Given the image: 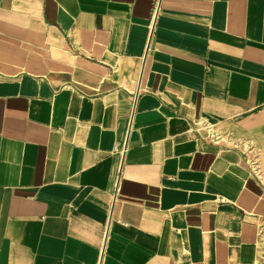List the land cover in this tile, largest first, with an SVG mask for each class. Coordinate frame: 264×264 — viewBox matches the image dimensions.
<instances>
[{"label": "crops", "instance_id": "0c3cea01", "mask_svg": "<svg viewBox=\"0 0 264 264\" xmlns=\"http://www.w3.org/2000/svg\"><path fill=\"white\" fill-rule=\"evenodd\" d=\"M0 264H264V0H0Z\"/></svg>", "mask_w": 264, "mask_h": 264}]
</instances>
